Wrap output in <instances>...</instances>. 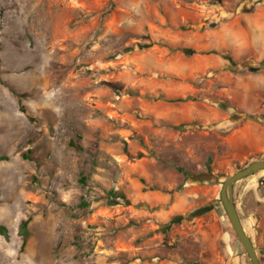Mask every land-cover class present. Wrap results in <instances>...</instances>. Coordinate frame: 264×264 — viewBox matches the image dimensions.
I'll use <instances>...</instances> for the list:
<instances>
[{"label":"rangeland","instance_id":"rangeland-1","mask_svg":"<svg viewBox=\"0 0 264 264\" xmlns=\"http://www.w3.org/2000/svg\"><path fill=\"white\" fill-rule=\"evenodd\" d=\"M0 159V264H252L264 0H0Z\"/></svg>","mask_w":264,"mask_h":264},{"label":"water","instance_id":"water-1","mask_svg":"<svg viewBox=\"0 0 264 264\" xmlns=\"http://www.w3.org/2000/svg\"><path fill=\"white\" fill-rule=\"evenodd\" d=\"M264 171V159L257 160L247 167L238 170L236 173L231 175L224 183L221 198L226 210V213L231 221V224L241 241L244 249L246 250L248 256L251 259L252 264H261L260 254L263 252H258L256 246L251 238V236L246 231V228L241 219L238 207L235 202V185L237 182L246 179L250 176H254L259 172Z\"/></svg>","mask_w":264,"mask_h":264},{"label":"trees","instance_id":"trees-1","mask_svg":"<svg viewBox=\"0 0 264 264\" xmlns=\"http://www.w3.org/2000/svg\"><path fill=\"white\" fill-rule=\"evenodd\" d=\"M21 108H22V110L24 111L25 107L23 106V104H22ZM70 146H72V147H74V148H76V149H77V148H78V149H81L80 146H77V145H76L75 141H71V142H70ZM0 160H3V159H0ZM82 181H83V180H82ZM28 226H29V220H27V221H25V222L22 223L21 230H20V233H22V235L25 236V237H24L23 248H25V246H26V244H27V236H26L24 233L27 234ZM168 228H169V226L164 230L165 233H167V232L169 231Z\"/></svg>","mask_w":264,"mask_h":264},{"label":"crops","instance_id":"crops-1","mask_svg":"<svg viewBox=\"0 0 264 264\" xmlns=\"http://www.w3.org/2000/svg\"><path fill=\"white\" fill-rule=\"evenodd\" d=\"M240 213V212H239ZM241 216V215H240ZM242 219V218H241ZM230 236V235H229ZM228 245H230V244H228ZM233 248V247H232Z\"/></svg>","mask_w":264,"mask_h":264}]
</instances>
